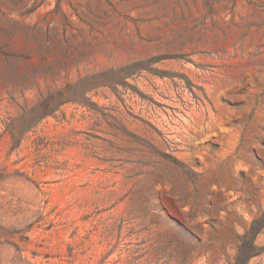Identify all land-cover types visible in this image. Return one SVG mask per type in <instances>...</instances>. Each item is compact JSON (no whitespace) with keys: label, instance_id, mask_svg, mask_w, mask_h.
<instances>
[{"label":"rangeland","instance_id":"1","mask_svg":"<svg viewBox=\"0 0 264 264\" xmlns=\"http://www.w3.org/2000/svg\"><path fill=\"white\" fill-rule=\"evenodd\" d=\"M0 264H264V0H0Z\"/></svg>","mask_w":264,"mask_h":264}]
</instances>
